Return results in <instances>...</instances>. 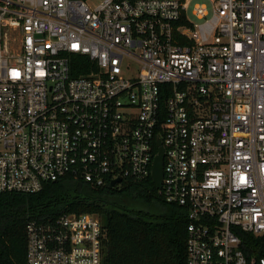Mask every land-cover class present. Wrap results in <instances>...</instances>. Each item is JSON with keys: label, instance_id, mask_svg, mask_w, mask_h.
<instances>
[{"label": "built area", "instance_id": "obj_1", "mask_svg": "<svg viewBox=\"0 0 264 264\" xmlns=\"http://www.w3.org/2000/svg\"><path fill=\"white\" fill-rule=\"evenodd\" d=\"M159 148L186 264H264V0H0V193L152 179ZM25 230L26 264H102L96 215Z\"/></svg>", "mask_w": 264, "mask_h": 264}, {"label": "trees", "instance_id": "obj_2", "mask_svg": "<svg viewBox=\"0 0 264 264\" xmlns=\"http://www.w3.org/2000/svg\"><path fill=\"white\" fill-rule=\"evenodd\" d=\"M84 61L75 57L74 76L88 72ZM63 214L99 217L102 264H186V210L167 204L151 178L94 188L71 175L34 194L0 193V264H26L27 222L44 223ZM237 234L246 256H262L261 241Z\"/></svg>", "mask_w": 264, "mask_h": 264}, {"label": "water", "instance_id": "obj_3", "mask_svg": "<svg viewBox=\"0 0 264 264\" xmlns=\"http://www.w3.org/2000/svg\"><path fill=\"white\" fill-rule=\"evenodd\" d=\"M157 145H159V140H157ZM162 155H163V151L161 148H159V152L154 159V164L151 174L153 183L157 189L160 187L162 180ZM120 182H121L120 178H117L111 182L110 186L114 187L116 184H119Z\"/></svg>", "mask_w": 264, "mask_h": 264}, {"label": "rangeland", "instance_id": "obj_4", "mask_svg": "<svg viewBox=\"0 0 264 264\" xmlns=\"http://www.w3.org/2000/svg\"><path fill=\"white\" fill-rule=\"evenodd\" d=\"M104 0H86L87 5L91 8L94 9L98 5H100Z\"/></svg>", "mask_w": 264, "mask_h": 264}]
</instances>
